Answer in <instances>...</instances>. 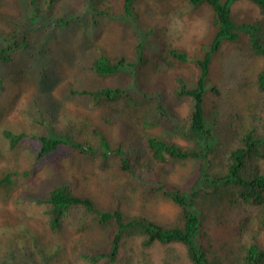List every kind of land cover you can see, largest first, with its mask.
Masks as SVG:
<instances>
[{"label": "trees", "instance_id": "trees-1", "mask_svg": "<svg viewBox=\"0 0 264 264\" xmlns=\"http://www.w3.org/2000/svg\"><path fill=\"white\" fill-rule=\"evenodd\" d=\"M173 1L188 5L190 10L206 8L211 14V34L194 53L163 43L157 28L143 24L136 7L140 0H14V12L4 11L0 0V68L12 65L16 55L46 56L61 31L75 29L82 40H96L101 23L114 22L131 30V58L112 55L95 43L85 64L102 78L128 76L126 86L99 84L92 89L69 87L66 92L88 98L93 105L125 96L152 101L158 114L153 123L164 132L144 136V148L139 152L132 141L112 144L94 124L72 121L64 114L58 127L44 123L42 116L27 135L28 147L36 160L46 159L64 146L86 154L100 169L113 162L132 187L157 193L180 208L176 220L164 225L143 215L125 214L118 207L99 206L88 197L74 194L70 184L60 178L44 194L30 199L43 209V228L51 238L34 224L4 215L0 264H152L130 249L129 240L134 237L140 238L143 246L180 243L192 264L264 263V240L259 237V232L264 233V0H245L258 8L260 18L233 12L231 6L241 0ZM224 44L230 47L234 71L215 79L211 68ZM149 55L159 63L158 69L193 64L197 74L187 78L176 73L167 93L149 92L139 83V67ZM248 90L252 98L239 106L235 99ZM183 102L189 106L185 116L176 109ZM41 123L46 127L42 133L38 131ZM82 131L94 140L84 138ZM2 133L10 150L19 148L26 137L23 130L3 129ZM174 133L197 146L175 142ZM215 154L220 164L213 169ZM186 159L194 160V166L183 184L162 176L173 171L174 162ZM12 174L6 171L0 175V187L13 182ZM205 198L223 200L219 215L207 214L201 205ZM239 212L242 216L234 234L239 242L237 255L229 262L220 256L209 257L204 247L209 238L207 223L214 221L224 230L227 216L231 220ZM252 219L255 228L247 227ZM89 228L99 229L100 235L88 238ZM68 231L76 234L70 243L63 238Z\"/></svg>", "mask_w": 264, "mask_h": 264}, {"label": "rangeland", "instance_id": "rangeland-1", "mask_svg": "<svg viewBox=\"0 0 264 264\" xmlns=\"http://www.w3.org/2000/svg\"><path fill=\"white\" fill-rule=\"evenodd\" d=\"M68 1L72 0H63ZM168 5L173 6V9ZM1 7L6 12H14L16 6L14 0H2ZM136 7L143 24L157 28L163 43L182 47L190 53L198 51L200 44L211 34V14L206 8L190 10L188 5L184 7L173 0L164 3L140 0ZM231 9L253 18L261 17L258 8L245 0L235 2ZM97 30L96 40H82L75 29L61 31L56 45H53L51 52L46 56L33 58L16 55L12 65L0 68V175L6 171L13 172V182L8 187H0V223L4 215L9 214L20 218L26 224L36 225L42 229L43 234L51 238L43 228L46 221L43 209L31 203L30 199L44 194L49 185L60 178L70 184L74 194L88 197L95 204L105 208L118 207L125 214L143 215L164 225L172 224L179 215L180 208L169 199L157 193H143L139 187H132L113 162H110L107 168L100 169L86 154L64 146L48 158L36 160L28 147L27 135L37 125L36 120H40L42 116L44 123L58 127L63 124L61 118L64 114L72 121L94 124L101 128L112 144L132 141L139 152L144 148V136L164 132L163 127L153 123L158 114L152 101L125 96L112 102L93 105L88 98L66 92L69 87L79 90L92 89L99 84L121 87L127 85L130 79L128 76L102 78L87 69L85 64L92 55L95 43L104 46L112 55L131 58L129 44L134 40L131 30L114 22L101 23ZM218 53L219 57L211 68V75L215 79L234 71L230 47L224 44ZM259 61L254 62V65L257 66ZM158 68L159 63L152 55L139 67V83L149 92L167 93L173 85L176 73H182L187 78H194L197 74L193 64ZM252 96L253 93L248 90L246 95L237 97L235 102L243 106ZM176 109L185 116L189 112L188 103L183 102L176 106ZM44 123L38 126L40 133L46 130ZM3 129L25 132L26 137L21 141L19 148H8ZM82 132L84 138L94 140L90 134ZM172 139L184 146H197L192 140L177 133L173 134ZM219 164L215 154L212 168H218ZM173 165V171L162 176L171 183L181 185L191 175L194 160L186 159L183 163L174 162ZM201 205L212 217L219 215L224 206L223 200L211 198L201 200ZM253 212L251 210V213ZM241 216L240 212L231 220L230 215L227 216L224 230L214 221L207 223L209 238L204 242V247L209 257L220 256L227 262L235 258L239 242L234 234H237ZM251 222L247 227L255 228L254 219ZM86 235L91 239L97 238L100 230L89 228ZM75 237L73 231H68L63 236L67 243ZM259 237L264 240V233L259 232ZM129 243L130 249L139 259L149 260L152 264H192L186 248L180 243H152L143 246L140 238L136 237L129 240ZM124 250L125 248H122V252ZM74 263L84 264L77 261Z\"/></svg>", "mask_w": 264, "mask_h": 264}]
</instances>
